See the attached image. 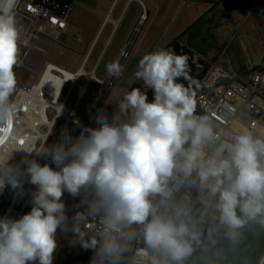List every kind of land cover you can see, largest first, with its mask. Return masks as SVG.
Returning <instances> with one entry per match:
<instances>
[{
  "label": "clouds",
  "instance_id": "obj_1",
  "mask_svg": "<svg viewBox=\"0 0 264 264\" xmlns=\"http://www.w3.org/2000/svg\"><path fill=\"white\" fill-rule=\"evenodd\" d=\"M18 3L0 0V124L5 126L17 89L14 68L21 63ZM188 61L171 48L144 54L133 76L152 90L153 99L133 87L119 103L126 122L109 123L100 114L99 127L35 149L59 170L36 160L12 163L10 151L0 153V190L7 183L23 191L25 177L37 189L29 212L0 218V264H53L55 233L66 221L64 191L91 195L88 214L104 225L99 241H85L75 229L82 247L95 250L90 264H119L126 251L121 240L137 234L153 254L152 264H188L194 255L209 264L239 250L250 224L264 228V137L250 130L224 137L207 115H197L198 82L189 75ZM107 71L116 76L122 68L111 63ZM201 214H210V232L207 226L197 231L192 217L204 223ZM133 225L142 226L139 233ZM198 237L205 242L197 244ZM262 262L264 255L257 264Z\"/></svg>",
  "mask_w": 264,
  "mask_h": 264
},
{
  "label": "built area",
  "instance_id": "obj_2",
  "mask_svg": "<svg viewBox=\"0 0 264 264\" xmlns=\"http://www.w3.org/2000/svg\"><path fill=\"white\" fill-rule=\"evenodd\" d=\"M70 4L71 1L65 0H19L16 7V20L20 29L19 58L21 63L14 68L17 89L11 98L13 112L6 126L0 124V153L10 151L14 158L12 163L28 159L41 161V166H43L46 159L37 155L35 149L41 145L44 147L47 145L57 122L62 119L63 125L52 147L59 143L64 135L73 140L76 139L91 116L85 121H80L75 116V110L90 81H97L102 85L100 82L102 78L97 75V78L89 80L86 65L103 28L98 31L77 69L72 71L62 64L48 61L50 54L48 52H51L54 44L59 41L60 35L69 27L67 15ZM112 9L113 7L110 8L109 13ZM76 37L82 39L81 34ZM25 40L27 44L23 43ZM33 44L36 45L35 51L42 53L41 58H36L35 55L28 56ZM100 58L101 55L90 69L94 70V73ZM193 62L197 69L203 72L204 63L194 55ZM248 73L246 79L236 78L225 70L209 66L201 78V86L204 89L195 93L197 113L207 115L216 128L222 130L224 137L240 134L245 130L252 131L256 136L264 137V47L260 61L257 64H251ZM81 77H85L86 82L73 108L66 112L65 106ZM137 81L135 79L134 82ZM132 84L127 91L131 89ZM125 92L122 91L123 95ZM36 95H39L40 100L45 102L44 105L38 103ZM49 111L54 112L52 117H49ZM66 114L71 115L70 120H67ZM72 124L80 127L74 135L71 134L70 129ZM85 133L86 131L84 135ZM50 160L49 158L48 164ZM21 167L24 168L26 165H21ZM26 181L27 177L22 179L23 186ZM7 190L13 192V197L2 218L8 217L14 204L20 202L21 207L15 218L18 219L37 189L32 185L29 193L23 196L20 190H13L6 183L5 187L0 190V198ZM191 197L197 199L198 194L193 191ZM64 206V215L72 218L76 228L101 238L104 228L101 219L98 216H90L88 212L84 213V201L79 195L73 196ZM201 216L204 223H199L195 215L192 217L197 231L211 221L210 214L208 216L201 214ZM141 227L133 225L131 230L139 233ZM127 231L126 229L125 232ZM121 244L125 246L126 251L121 254L119 262L126 257L125 264H152L153 254L145 248L138 234L131 240L122 239ZM262 255H264V246L253 264H257ZM91 259L92 257L78 259L72 264H90Z\"/></svg>",
  "mask_w": 264,
  "mask_h": 264
},
{
  "label": "rangeland",
  "instance_id": "obj_3",
  "mask_svg": "<svg viewBox=\"0 0 264 264\" xmlns=\"http://www.w3.org/2000/svg\"><path fill=\"white\" fill-rule=\"evenodd\" d=\"M65 1H71L67 15L69 27L66 32L60 35L59 41L54 44L48 55V61L62 64L73 71L80 66L99 30L103 15L109 13L110 5L114 3V0ZM127 1H116L110 14L112 18L116 19L124 10L121 21L107 44L106 41L113 29V23L110 21L106 23L87 62V70L93 68L101 55L95 73L102 79L109 78L110 74L107 71V66L116 63L121 56L138 23L144 5L147 8V20L135 37L128 51V56L124 57L121 73L115 76L95 118L87 128L99 127L97 118L100 114H103L109 123L127 121L128 118L121 114L119 110V103L123 99L122 91H127L135 81L133 74L137 69L139 60L144 54L157 50L164 43L170 41L186 24L193 27L188 35H191L194 32L193 30L199 31L206 22L211 24L213 54L219 53L218 61L212 54L210 55L212 62L217 61L221 65L231 64L235 70H242L246 69L251 61L259 60L263 52L264 26L259 24L256 0H213L214 4L199 3L197 0H184L183 4L182 0H141L144 5L137 0H132L128 8L124 9ZM220 2L221 4H218ZM207 11H209V17L205 16V13H208ZM78 34H81L82 39L76 37ZM195 35H198V33H195ZM189 38L186 45L196 53L203 51V47L207 45L205 41L194 42L193 37L191 39L193 41L190 42ZM221 59L226 63H222ZM85 82V77L79 79L65 106L66 112L73 108ZM202 89L204 88L202 87ZM102 90L103 86L97 81L88 83L85 93L75 110L76 118L80 121L89 118ZM53 114V111L48 112L49 117H52ZM62 125L63 120L60 119L50 135L46 148H52ZM70 129L71 134L74 135L80 127L72 124ZM85 135H88V133L86 132ZM38 163L42 165L41 161ZM49 166L59 170L55 164H52L51 160ZM31 187L32 184L27 180L23 186V191H21L22 195H27ZM78 195L84 201V213L88 212L89 202L93 197L83 189ZM12 197L13 192L7 190L0 198V218H2ZM72 197L67 191H64L61 202L65 205ZM32 206V199H30L22 215L29 212ZM20 207L21 203L16 202L7 218L15 219ZM65 217V224L58 227L55 233L56 249L53 253V264H72L75 260L93 257L95 250H85L82 247L79 242L81 236L75 231L76 227L71 220L72 218L67 215ZM79 231L83 233L82 238L85 241L91 238H96L98 241L101 239L93 233ZM35 264H38V262H35Z\"/></svg>",
  "mask_w": 264,
  "mask_h": 264
},
{
  "label": "water",
  "instance_id": "obj_4",
  "mask_svg": "<svg viewBox=\"0 0 264 264\" xmlns=\"http://www.w3.org/2000/svg\"><path fill=\"white\" fill-rule=\"evenodd\" d=\"M117 0H114V3L111 7L115 5ZM142 3L141 0H137ZM145 10V8H144ZM112 11V10H111ZM111 13V12H110ZM109 13V15H110ZM138 24V23H137ZM137 27V25H136ZM135 27V29H136ZM115 31V26L112 29V33ZM135 36L133 33L131 34L130 38L127 41V44L124 48V50L121 53V56L118 58L117 62L119 65L123 63L124 57L127 55L129 51V43L134 42ZM110 75V80H114L115 77ZM103 92H101V96L106 95L108 88L103 89ZM95 117L94 111L92 112L89 120H93ZM209 232L211 231L213 224L211 221L206 225ZM204 228H201L198 230V232L203 233ZM205 241L201 240L199 237L197 238L196 243L202 244ZM264 246V228L259 226L258 224H250L248 226V229L246 230V239L241 244L239 250L236 251H230L228 254H224L221 258H216L215 260H210L209 264H220V259H223L224 264H251L252 259L254 258L257 251H259ZM197 255H200L199 253ZM188 264H201L200 258L197 256H193L188 261Z\"/></svg>",
  "mask_w": 264,
  "mask_h": 264
},
{
  "label": "crops",
  "instance_id": "obj_5",
  "mask_svg": "<svg viewBox=\"0 0 264 264\" xmlns=\"http://www.w3.org/2000/svg\"><path fill=\"white\" fill-rule=\"evenodd\" d=\"M199 3H211V4H214V1L213 0H197ZM184 3V0H182V4ZM131 3L129 2V1H127V3H126V5H125V7H124V9H127L128 8V6L130 5ZM143 4V3H142ZM218 4H221V2L220 3H218ZM124 12V10L122 11V13ZM208 13H205L206 15L205 16H208L209 17V11H207ZM212 12V11H211ZM258 12V11H257ZM254 27L256 26V25H253ZM191 29H193V27H190V24H186V25H184V26H182V30H180L179 32H177L173 37H175L176 35H178L181 31H182V37L180 38V41L182 42V44H185L186 45V41H187V39L189 38L190 39V42H192L193 40H194V42H197V41H205L206 42V47H203V51H198L197 53L196 52H194L193 50H192V48L191 47H189V46H187L188 48H190L192 51H193V55L195 56V57H197L200 61H202L204 64H207L208 65V67L209 66H214V67H218V68H220V69H222V70H225V71H227L229 74H231V75H233V77H236V78H242V79H246V78H248V72H249V66L251 65V64H257L259 61H260V59H261V57H262V54H261V57H260V59L259 60H257V61H255V62H253V61H251L248 65H247V67H246V69H242V70H235L234 69V67H233V65H231V64H225V65H221V64H219V63H217V61L219 60V53H216V54H213V41H212V38H211V35H212V33H213V31H212V26H211V24L209 23V22H206L201 28H200V30L199 31H195V30H193L194 32H192V34L191 35H188L189 34V31H191ZM116 30V29H115ZM185 31V33H183ZM115 32V31H114ZM114 32L112 33V31H111V33H110V35H109V37H108V40L106 41V44L109 42V40L111 39V37L113 36V34H114ZM195 33L197 34L198 33V35H195ZM192 37H193V40H191L192 39ZM98 42V41H97ZM105 44V45H106ZM166 43H164L163 45H165ZM212 46H211V45ZM162 45V46H163ZM162 46H160L158 49H160ZM208 46H211V47H208ZM199 48H201V47H199ZM201 50V49H200ZM213 55V57H215V58H217L216 60V62H212L211 61V59H210V55ZM221 62L222 63H226V62H223V60L221 59ZM199 71V70H198ZM244 76H246L245 78H243ZM202 88V86L200 87V89Z\"/></svg>",
  "mask_w": 264,
  "mask_h": 264
},
{
  "label": "trees",
  "instance_id": "obj_6",
  "mask_svg": "<svg viewBox=\"0 0 264 264\" xmlns=\"http://www.w3.org/2000/svg\"><path fill=\"white\" fill-rule=\"evenodd\" d=\"M220 1V0H219ZM218 1V2H219ZM185 33V31L183 32ZM182 37V31L176 35L175 37H173L170 41H168L165 45H163L161 48L163 49H173L177 54H186L189 57V68H190V72L189 75L192 79H194L195 81L198 82V86L194 87V92H198L200 90L201 87V78L203 76L204 71L208 68L207 64H204V70L203 72L198 71L195 63L193 62V51L188 48L185 44H182V42L180 41V38ZM160 48V49H161ZM180 83L185 84V86H188V81L180 78L179 80ZM133 87H138L141 89V91H146L147 92V98L149 101H151L153 99V93L151 89H145L143 82L141 80H138L137 82H134L131 86V88ZM196 114L199 115L196 111ZM261 253V249L259 251L256 252L254 258L251 261V264L254 263V261L256 260V258L259 256V254ZM126 262V257L122 258L119 262V264H125Z\"/></svg>",
  "mask_w": 264,
  "mask_h": 264
},
{
  "label": "bare ground",
  "instance_id": "obj_7",
  "mask_svg": "<svg viewBox=\"0 0 264 264\" xmlns=\"http://www.w3.org/2000/svg\"><path fill=\"white\" fill-rule=\"evenodd\" d=\"M129 2H131L132 0H128ZM143 3V2H142ZM113 5V3L110 5V8H111V6ZM143 5H144V3H143ZM114 7V6H113ZM144 8H145V10L143 9V11H142V13H141V16H140V18H139V20H138V24H137V27H136V29H134V31H133V35L136 37L137 36V34L140 32V30H141V28H142V26L145 24V22H146V20H147V8H146V6L144 5ZM122 15H123V13H121V15L118 17V18H116V19H114V18H112V16H111V14L109 15L108 13L107 14H104L103 15V21H102V23H101V25H100V27H99V30H101L102 28H104V26L106 25V23L108 22V21H110V22H112L113 23V27L115 26V29L118 27V25H119V22L121 21V18H122ZM98 30V31H99ZM97 34H98V32H97ZM97 34H96V36H97ZM132 44H133V42L132 43H129V49H130V47L132 46ZM35 48H36V45L35 44H33L32 46H31V48H30V50H29V53H28V56H33V55H35V57L36 58H41L42 57V53H39V52H36L35 51ZM50 53V51L48 52V54ZM122 64H120V66H121ZM86 73H87V75H88V78H89V80H91V79H95V78H97V76H96V74L94 73V70H87L86 71ZM113 76V75H112ZM113 77H115V76H113ZM112 77V78H113ZM112 79L110 80V77L109 78H107V79H101L100 80V82L102 83V86H103V89H107V88H109L110 87V85L112 84ZM103 92V91H102ZM105 96L106 95H104V96H99V99H98V101L96 102V104H95V106H94V108H93V111H94V115L96 116V113L98 112V110H99V108H100V106H101V104H102V102H103V100H104V98H105ZM36 98L38 99V103L40 104V105H44L45 104V102L43 101V100H40L41 98L39 97V95H36ZM66 117H67V120H70V118H71V115L70 114H66ZM92 123V120H89L87 123H85V127H88L90 124ZM46 159V163L48 162V160H49V158H45ZM27 199V198H26Z\"/></svg>",
  "mask_w": 264,
  "mask_h": 264
},
{
  "label": "flooded vegetation",
  "instance_id": "obj_8",
  "mask_svg": "<svg viewBox=\"0 0 264 264\" xmlns=\"http://www.w3.org/2000/svg\"><path fill=\"white\" fill-rule=\"evenodd\" d=\"M256 5H258L259 24L264 26V0H256Z\"/></svg>",
  "mask_w": 264,
  "mask_h": 264
}]
</instances>
